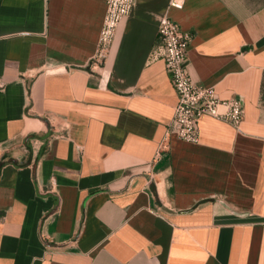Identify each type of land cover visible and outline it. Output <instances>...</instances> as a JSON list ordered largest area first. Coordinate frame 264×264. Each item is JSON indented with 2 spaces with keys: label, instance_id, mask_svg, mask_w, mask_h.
<instances>
[{
  "label": "crops",
  "instance_id": "1",
  "mask_svg": "<svg viewBox=\"0 0 264 264\" xmlns=\"http://www.w3.org/2000/svg\"><path fill=\"white\" fill-rule=\"evenodd\" d=\"M169 1L136 0L95 70L105 0H0V264H264V0ZM164 15L192 82L244 117L156 158Z\"/></svg>",
  "mask_w": 264,
  "mask_h": 264
},
{
  "label": "built area",
  "instance_id": "2",
  "mask_svg": "<svg viewBox=\"0 0 264 264\" xmlns=\"http://www.w3.org/2000/svg\"><path fill=\"white\" fill-rule=\"evenodd\" d=\"M135 1L105 0L106 11L98 37L96 55L91 64L92 69L101 68L104 64L116 29L130 15ZM184 2L185 0H170L168 9L182 10ZM191 40L192 35L181 31L178 24L168 16L164 15L159 20L151 58L163 60L177 103L165 139L158 146L156 158L167 150L169 136H175L184 143L197 144L198 123L204 116L227 123L234 128H238L243 121L244 108L240 97L222 100L214 88L198 86L192 82L187 66Z\"/></svg>",
  "mask_w": 264,
  "mask_h": 264
}]
</instances>
